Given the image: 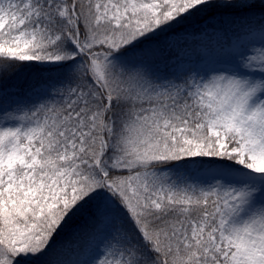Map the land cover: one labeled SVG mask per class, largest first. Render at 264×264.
Instances as JSON below:
<instances>
[{
	"label": "snow or ice",
	"instance_id": "6c2138e0",
	"mask_svg": "<svg viewBox=\"0 0 264 264\" xmlns=\"http://www.w3.org/2000/svg\"><path fill=\"white\" fill-rule=\"evenodd\" d=\"M0 80V264H264V0H0Z\"/></svg>",
	"mask_w": 264,
	"mask_h": 264
},
{
	"label": "rangeland",
	"instance_id": "374dc122",
	"mask_svg": "<svg viewBox=\"0 0 264 264\" xmlns=\"http://www.w3.org/2000/svg\"><path fill=\"white\" fill-rule=\"evenodd\" d=\"M201 32L198 34H193L189 38L186 37V40L179 39L176 41L175 37H172V43L174 46V49L176 52H179L181 57H183L184 61L187 62L192 57V53L195 49H197L199 46L206 45L209 43L210 40L214 39L213 37L201 35ZM176 41V42H175ZM175 54V53H173ZM167 54H164V57H161V60H163ZM161 66H163L161 64ZM15 91V90H13ZM75 223L72 227H68V229L64 233V237H67V234L70 233L75 227H77L79 224L83 223L82 218H76L74 219Z\"/></svg>",
	"mask_w": 264,
	"mask_h": 264
},
{
	"label": "trees",
	"instance_id": "16d2710c",
	"mask_svg": "<svg viewBox=\"0 0 264 264\" xmlns=\"http://www.w3.org/2000/svg\"><path fill=\"white\" fill-rule=\"evenodd\" d=\"M207 19L206 16H193L188 19L184 24L180 25L178 28L175 29L176 32H189L187 29L191 28L190 30L199 31L202 28V23L205 22ZM196 26V27H195ZM34 73L24 70L18 74H14L9 77L8 82L5 86L9 87L10 89H17V88H26L31 81V78ZM4 82L0 80V85H3ZM74 220L70 223L69 227L73 224ZM70 236V235H69Z\"/></svg>",
	"mask_w": 264,
	"mask_h": 264
}]
</instances>
